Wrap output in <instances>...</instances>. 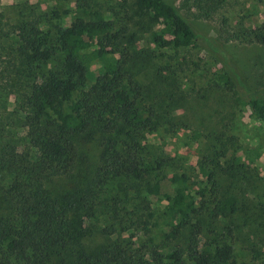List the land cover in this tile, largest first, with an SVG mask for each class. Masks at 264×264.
<instances>
[{
  "label": "trees",
  "instance_id": "1",
  "mask_svg": "<svg viewBox=\"0 0 264 264\" xmlns=\"http://www.w3.org/2000/svg\"><path fill=\"white\" fill-rule=\"evenodd\" d=\"M134 3L158 26L150 36L157 49L202 47L220 63L218 86L264 125V94L215 39L198 33L173 0ZM97 8L75 0L69 24L52 31L30 13L7 27L0 20V91L19 97L16 118L0 111V264H264V252L236 258L237 227L219 226L237 215L229 184L250 171L254 152H229L233 136L221 126L198 160L202 178L191 168L164 173L170 159L148 137L173 135L184 123L140 105L125 69L124 28L112 33ZM238 38L264 48V18ZM157 55L171 75L198 67ZM86 143L95 146L92 158ZM95 233L102 242L93 243Z\"/></svg>",
  "mask_w": 264,
  "mask_h": 264
},
{
  "label": "rangeland",
  "instance_id": "2",
  "mask_svg": "<svg viewBox=\"0 0 264 264\" xmlns=\"http://www.w3.org/2000/svg\"><path fill=\"white\" fill-rule=\"evenodd\" d=\"M89 1L91 9L100 7L112 33L124 28L121 43L128 53L125 69L140 92V105H152L166 120L179 117L184 123V128L173 135L159 131L148 137L150 146L158 147L170 159L171 165H167L164 173L191 168L202 178L198 160L211 153L213 136L221 126L233 136L229 152H254L248 156L253 160L250 171L229 184L237 196V215L232 220L221 219L219 226L230 223L237 227L233 245L236 258L243 262L261 259L264 252L261 244L264 236L261 226L264 216V125L250 117L245 107L235 105L231 93L218 86L213 74L221 70L220 63L202 47L157 49L150 36L158 26L146 12L136 8L135 0ZM173 1L191 26L198 33L215 39L241 69L248 84L264 94V48L245 44L238 38L263 21L262 0H211L207 4L202 0ZM74 3L75 0H0L1 25L17 24L30 13L32 19L42 18L37 24L39 28L52 31L57 22L69 24L74 15ZM55 13L59 15L58 19L53 18ZM160 53L174 54L180 68L184 59L198 67L191 66L190 71L178 70L176 75H171L160 69L162 61L157 55ZM18 110V92L0 91V111L13 113L16 118ZM19 129L17 123L11 127L13 133H18ZM190 130L196 132L193 140L189 138ZM94 147L92 143L85 145L84 154L92 158L96 153ZM221 184L225 186L226 181ZM103 239L101 234L95 233L93 243Z\"/></svg>",
  "mask_w": 264,
  "mask_h": 264
}]
</instances>
